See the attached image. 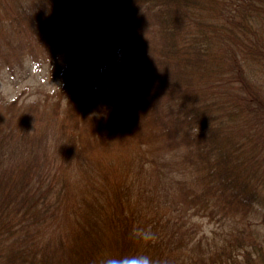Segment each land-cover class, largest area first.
Instances as JSON below:
<instances>
[{"label":"trees","instance_id":"16d2710c","mask_svg":"<svg viewBox=\"0 0 264 264\" xmlns=\"http://www.w3.org/2000/svg\"><path fill=\"white\" fill-rule=\"evenodd\" d=\"M89 3L13 0L0 12V34L49 57L68 59L63 47L93 29L85 21L95 14L126 44L97 77L90 107L74 89L0 104V264L141 253L171 264H264V0ZM144 112L147 136L127 126ZM118 130L130 147L116 145Z\"/></svg>","mask_w":264,"mask_h":264},{"label":"rangeland","instance_id":"374dc122","mask_svg":"<svg viewBox=\"0 0 264 264\" xmlns=\"http://www.w3.org/2000/svg\"><path fill=\"white\" fill-rule=\"evenodd\" d=\"M0 2V12L7 11L9 6L13 5V0H0ZM94 2L105 5L106 2L112 3V0H90L89 4ZM85 23L93 29L86 28L82 31L81 36L77 33L72 36L69 46L63 47L65 48L63 49L64 56L68 59H62L61 56H58L61 53H56V50H52L50 58L49 52H44L41 47L35 50L24 49L18 45L15 37L10 39L8 31L1 33L0 36L5 41L3 44L0 42V64L4 67L0 71V104L10 102L18 96L20 101L27 105L32 100L43 103L45 94L55 97L75 95L69 89H74L79 95H86L85 103L89 107L98 103L100 85L97 77L103 72V67L107 62L117 63L119 61L120 54L126 44L125 40L121 38V32L114 25H111L112 34L103 33L99 28L101 23H99L96 14L92 15L91 19H87ZM11 69L12 71L9 72ZM79 70L81 79L78 78ZM44 108L47 106L45 105ZM145 113L141 114L136 126L130 122L128 123L130 125L127 126L138 127L147 136L152 133L150 132L152 120L150 122L149 116ZM131 116L130 112L123 116V120H128ZM94 118L96 117H92V119ZM91 127L93 128L92 133L99 132L95 121L91 123ZM125 134H127L126 130L114 132L115 143L119 148H128L131 145L127 142L129 138L117 137ZM167 141H169V135L164 134V143ZM87 154L93 157L96 150H89ZM197 219L200 220V218ZM204 228L209 233L212 225L206 224Z\"/></svg>","mask_w":264,"mask_h":264},{"label":"clouds","instance_id":"9594fccd","mask_svg":"<svg viewBox=\"0 0 264 264\" xmlns=\"http://www.w3.org/2000/svg\"><path fill=\"white\" fill-rule=\"evenodd\" d=\"M133 232L144 240L155 238V233L150 228L135 227ZM100 264H171V262L167 258L153 259L147 254L141 253L131 256H106L100 261Z\"/></svg>","mask_w":264,"mask_h":264}]
</instances>
